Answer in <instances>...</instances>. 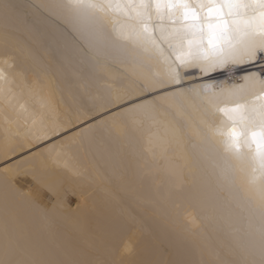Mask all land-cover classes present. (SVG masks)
<instances>
[{"label":"snow or ice","instance_id":"obj_1","mask_svg":"<svg viewBox=\"0 0 264 264\" xmlns=\"http://www.w3.org/2000/svg\"><path fill=\"white\" fill-rule=\"evenodd\" d=\"M38 7L58 9L57 14L76 32L79 50L94 53L95 64L74 75L82 82L81 106L87 107L91 100L108 110L107 119L87 124L74 137L60 138L81 116L60 110L58 85L51 82L48 69H41L35 81L27 80V69L17 64L9 45L10 35L26 21L12 0H0L4 39L0 99L10 105L16 96L14 89L23 83L29 95L40 97L43 106L34 114L32 127L22 131L18 126L15 132L8 127L5 112L0 143V264H134L126 260L136 251L130 238L115 234L104 249L90 251L66 239L62 242L60 237L64 225L78 227L75 213L81 205L71 208L68 197L76 194L70 187L73 179L86 174L81 149L87 156L93 146L127 141L130 129L125 117L137 110L156 114L165 128L163 136H149L146 142L152 159L179 152L192 138L202 144L219 138L224 153L234 161L220 175L240 194L247 219L237 230L243 234L242 242L238 236L235 244L221 242L208 249L211 264H264V67L247 71L243 83L220 86L219 91L214 81L185 83L191 69L205 76L229 66L264 63V0H62ZM113 47L135 54L131 72L104 62ZM151 64L157 72L136 70ZM104 67L118 74L119 82L101 76ZM59 70L67 71L64 64ZM39 141L46 146L32 152V145ZM25 148L29 152L21 155ZM142 163L141 178L163 181L148 168V157ZM180 171L177 158L168 174ZM22 175L30 177L38 191L47 193L50 207L31 188L24 190L19 180ZM184 211L192 214L195 223V207Z\"/></svg>","mask_w":264,"mask_h":264},{"label":"bare ground","instance_id":"obj_2","mask_svg":"<svg viewBox=\"0 0 264 264\" xmlns=\"http://www.w3.org/2000/svg\"><path fill=\"white\" fill-rule=\"evenodd\" d=\"M12 2L26 21V25L9 38L17 64L27 69L29 82L35 81L41 69H48L53 77L51 82L58 85L56 102L60 110L81 116L76 124L64 130L60 138L74 137L87 124L107 119L108 110L91 100L87 107L81 106L82 82L74 75L95 64L94 53L86 55L79 50L76 32L57 14L58 9L38 7L41 4H58L62 0ZM3 43L0 30V48ZM134 55L130 50L113 47L104 57V62L131 72L135 67ZM60 64H64L67 71H60ZM261 67L264 63L257 62L236 73L191 74L185 83L214 81L219 91L220 86L227 88L243 83L242 77L247 71L258 72ZM136 70L155 73L158 68L151 64ZM99 74L107 75L110 80H120L118 74L111 73L106 67ZM41 79L45 84L49 83L45 77L41 76ZM99 83L103 86V80ZM14 91L16 96L10 105L0 99V143L3 142L5 112L10 120L8 127L15 132L17 126L21 131L31 128L34 114L43 110L40 97L29 95L23 83ZM88 109L92 111L88 112ZM125 119L130 129L127 141L119 145L93 146L87 156L81 149V162L86 174L73 179L70 187L76 189V194L68 197L71 208L75 209L77 203L81 205L79 212L75 213L78 227L64 225L61 241L66 239L72 245L91 251L93 248L104 249L110 238L118 234L132 240L136 251L126 260L134 264L143 260H155L158 264H211L209 248L221 242L235 244L238 236L242 242L243 234L237 230L246 223L247 211L236 188L220 175L221 169L234 161L224 153L219 138L209 144L192 138L179 152L158 154L152 159L146 151V142L149 136L164 135L165 128L159 117L148 110H137ZM216 123L219 125L220 120ZM45 146V141H39L32 145L31 151H42ZM28 152L29 149L25 148L21 155ZM145 157L149 158L148 168L162 177V182L138 175L144 169L142 161ZM177 158L181 171L170 176L168 169ZM19 180L24 190L31 188L41 203L51 206L47 193L38 191L30 177L22 175ZM189 206L195 207V223L191 222L192 214L184 211Z\"/></svg>","mask_w":264,"mask_h":264},{"label":"clouds","instance_id":"obj_3","mask_svg":"<svg viewBox=\"0 0 264 264\" xmlns=\"http://www.w3.org/2000/svg\"><path fill=\"white\" fill-rule=\"evenodd\" d=\"M204 42H205V45H206V44H207V40H206V38H205V41H204ZM244 149L248 150L247 146H245ZM254 150H255V146H253V152H254ZM248 151H249V150H248Z\"/></svg>","mask_w":264,"mask_h":264},{"label":"rangeland","instance_id":"obj_4","mask_svg":"<svg viewBox=\"0 0 264 264\" xmlns=\"http://www.w3.org/2000/svg\"><path fill=\"white\" fill-rule=\"evenodd\" d=\"M75 201V200H74Z\"/></svg>","mask_w":264,"mask_h":264}]
</instances>
